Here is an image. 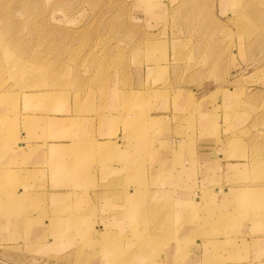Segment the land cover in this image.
Segmentation results:
<instances>
[{
	"label": "rangeland",
	"instance_id": "374dc122",
	"mask_svg": "<svg viewBox=\"0 0 264 264\" xmlns=\"http://www.w3.org/2000/svg\"><path fill=\"white\" fill-rule=\"evenodd\" d=\"M109 95L119 112L101 127ZM46 102L58 111L69 103L79 118L69 121L88 141L69 146L74 161L52 177L67 179L84 158L94 174L59 197L63 203H51L16 191L19 179L34 183L31 172L4 171L0 264H197L192 254L202 253L195 251L201 242L198 264H242L250 250L255 261L263 258L264 240L237 238L245 237L247 209L208 204L195 187L192 202L180 206L161 191L150 198L147 186L128 188L130 175L107 182L96 170L118 148L96 147L117 137L155 144L171 131L216 142L218 153L244 164L231 176L220 169L202 186L222 196L228 186L256 184L231 193L259 203L264 0H0V106L18 118ZM149 163L136 162L138 183Z\"/></svg>",
	"mask_w": 264,
	"mask_h": 264
},
{
	"label": "crops",
	"instance_id": "0c3cea01",
	"mask_svg": "<svg viewBox=\"0 0 264 264\" xmlns=\"http://www.w3.org/2000/svg\"><path fill=\"white\" fill-rule=\"evenodd\" d=\"M116 97L111 99V95H109L104 113L102 112L101 118H99L101 127L106 125L110 118H115L112 113L119 112L116 110L119 108V100ZM19 115L16 118L8 114L7 108L0 106V171H3L0 172V176L3 177L6 175L4 171L10 170L21 174L24 171L31 172L30 176H33L34 183H30L28 188L20 185L21 179L17 180V192L20 193L22 190L27 193L28 191V193L44 195L46 201H51V203H63L62 198L70 196L71 192L69 191L72 190L73 186L85 185L94 174L89 171V159L84 158L82 165L72 170L67 179L58 181L51 175V172L58 169L59 165L74 161V152H70L69 155V146L71 147L79 139L88 142L83 138V135L79 136L76 133L73 124L69 121V119L76 120L79 118L75 117L69 103L63 104L61 111H58V106L46 102L41 104L36 112L22 113L20 110ZM11 130L13 133H10ZM172 133L161 138L162 140L155 144L150 143L151 145L145 141L146 139L145 142L135 139L129 143L117 141L118 137L116 140H97L98 146L96 148L98 150L102 149L105 144L113 143L118 149L108 155L107 164L103 166L102 170L98 168L96 175L103 174L107 182L119 181L120 178L124 180L127 175H130V182L132 183H125L128 188H137L139 184L141 187L147 186L146 192L150 198L155 192L161 191L168 196L169 201H175L180 206L192 202L190 192L192 187H195L196 192H200L204 198L208 194V204L213 203L214 206H219L221 209L229 207L247 209L245 218L246 223H248L247 231L244 233L245 237L237 236L239 241L245 240L252 243L264 240V197L259 203H252L247 193L238 199L231 193L232 190L238 191L241 187L253 188L256 184L228 186L223 188L224 194L222 196L218 195V188L211 195L209 191L212 189L202 186L205 178L213 181V176L217 180L222 175L231 176L240 172L238 166L244 163L227 159L226 156L218 153L220 147L216 142H199L197 138L186 139V137H178ZM14 144L17 146L14 147ZM81 149L84 150L83 147ZM149 154H151L150 159L147 158ZM142 159L145 162L150 160L151 163L146 166V172L140 174L143 178L141 183H138L139 173H135L134 168L137 165L136 162H140ZM222 168L225 169L223 174L217 175ZM152 184L153 187H150ZM236 187L238 188L236 189ZM59 197L62 200H58ZM55 206L58 207L54 204L53 208ZM89 222L90 225L93 224V221ZM223 241L219 240V242ZM202 245L203 242L197 243L195 251L198 250L199 252L202 248L203 253ZM202 253L200 255L194 253L192 254L194 261L188 260L199 263L203 258ZM254 254L253 250L247 252V255L241 253V257L247 258V261L242 264H264V256L255 261Z\"/></svg>",
	"mask_w": 264,
	"mask_h": 264
},
{
	"label": "bare ground",
	"instance_id": "6f19581e",
	"mask_svg": "<svg viewBox=\"0 0 264 264\" xmlns=\"http://www.w3.org/2000/svg\"><path fill=\"white\" fill-rule=\"evenodd\" d=\"M128 190V189H127ZM132 189H130L131 191ZM116 194V193H115ZM134 194L133 193H130V196H133ZM135 196V195H134ZM122 200V199H121ZM146 202V201H145ZM239 209H235V211H238ZM21 220V219H20Z\"/></svg>",
	"mask_w": 264,
	"mask_h": 264
}]
</instances>
